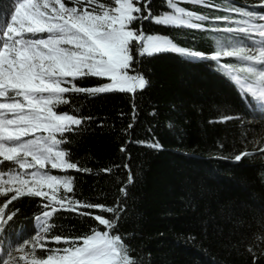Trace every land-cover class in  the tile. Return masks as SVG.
I'll return each mask as SVG.
<instances>
[{"label": "trees", "instance_id": "obj_1", "mask_svg": "<svg viewBox=\"0 0 264 264\" xmlns=\"http://www.w3.org/2000/svg\"><path fill=\"white\" fill-rule=\"evenodd\" d=\"M226 1L227 7L219 10L222 15L245 6L259 11L261 3ZM95 2L114 6V0ZM7 5L8 0H0V33L8 22L2 11ZM168 8L167 0H152L154 15ZM210 21L214 20L202 21L203 30L150 21H143V27L145 35L167 36L206 57L221 44L252 46L250 41L217 31L237 25ZM248 63L239 58L192 59L171 52L145 56L141 67L149 86L144 90L96 96L73 93L65 97L67 105L57 106L58 112L92 118L66 134L69 144L61 145L78 167L91 169V173H67L75 180V199L122 209L119 231L113 234L121 235L142 264H264V153L260 151L264 109L248 92L250 87L257 95L261 91L254 78L241 71ZM255 67L264 69L260 64ZM96 83L88 80L77 86ZM224 117L233 118L210 123ZM153 143L161 148L143 146ZM122 147L126 152L120 151ZM241 153L248 155L235 161ZM14 165L4 162L1 168ZM107 168L112 171H104ZM63 195L61 189L57 196ZM8 199L10 195H0V206ZM42 203L40 198L23 196L8 204L6 211H19L0 232L3 251L34 238L33 220L41 215ZM106 218L114 217L106 214ZM49 223L54 227L46 233V248L65 247L51 242L54 235L79 238L96 228L91 217L68 212L57 213ZM35 254L39 259L47 255L42 249Z\"/></svg>", "mask_w": 264, "mask_h": 264}, {"label": "snow or ice", "instance_id": "obj_2", "mask_svg": "<svg viewBox=\"0 0 264 264\" xmlns=\"http://www.w3.org/2000/svg\"><path fill=\"white\" fill-rule=\"evenodd\" d=\"M151 3L152 0H135V3L134 0H114V6H109L97 4L95 0H67V3L65 0H8V5L2 9L10 22L0 33V165L11 162L20 169L34 170L23 174L29 179L23 178L21 173L13 175L10 170L8 181L3 180L5 174L0 172V195H10L7 203L0 206V232L6 230L5 226L19 211H6L8 204L23 196L43 201L42 213L34 219L43 221L41 227L46 233L54 227L48 221L61 212L91 217L96 228L79 238L54 235L51 242L65 245L63 248H45L46 242L37 235L25 240L19 248L5 251L0 256V264H18L25 256L14 257V253L25 252L29 245L33 255L30 264H142L134 258L136 253L121 235L113 234L119 231L118 212L122 209L75 199V180L67 173L73 170L91 173V169L78 167L61 145L69 144L66 134L91 123L92 118L58 112L57 106L69 103L65 99L67 95L135 94L149 86L141 67L142 58L165 52L211 61L239 58L250 62L241 71L258 78L264 86V71L255 67L256 64L264 66V0L258 6L259 11L255 8L249 11L247 6L231 8L210 21L237 25L217 31L235 35L252 45L221 44L210 57L178 47L167 36L145 35L143 21L203 30L199 22L208 19L179 7L173 0H167L172 11L154 15ZM194 3L203 4L205 0H194ZM206 7L213 10L211 2ZM231 16L244 19L231 20ZM193 19L198 22L192 23ZM223 67L233 66L225 64ZM88 80L97 83L91 87L77 86ZM248 92L252 99L264 101V91L257 95V90L250 87ZM243 98L247 99V95ZM232 118L210 123H225ZM131 128L129 125V130ZM143 146L161 148L156 143ZM120 151L126 152V148ZM260 151L264 153V149ZM246 155L248 153H241L234 159L239 162ZM124 168L127 169L126 164ZM52 171L61 174H50ZM127 179L131 182V175ZM61 189L64 195L58 198ZM93 212L101 214L93 216ZM106 214L114 218H106ZM99 228L104 230H97ZM37 245L47 253L46 258H35Z\"/></svg>", "mask_w": 264, "mask_h": 264}, {"label": "rangeland", "instance_id": "obj_3", "mask_svg": "<svg viewBox=\"0 0 264 264\" xmlns=\"http://www.w3.org/2000/svg\"><path fill=\"white\" fill-rule=\"evenodd\" d=\"M65 2L67 3V0H65ZM183 2H187V3H190V4H183ZM211 2L212 5H213V10H209L207 7H206V4ZM134 3H135V0H134ZM173 3H176L179 7H183L185 8L187 11H192V12H195L197 15H201V16H206L209 20H215V18L217 16H221V12L219 10H223L227 7V1L226 0H205V3L203 4H196L194 3V0H173ZM69 6H72L69 4ZM169 8L166 9L165 12H170L172 11L171 9V6L168 5ZM8 22H10L9 18H8ZM7 22V23H8ZM255 22H259V21H255ZM4 24V27L6 26V24ZM199 23H201L202 25H204V23L202 21H200ZM3 27V29H4ZM149 35V34H147ZM151 35H157V34H151ZM172 43H174L176 46L178 47H184L180 44H176L174 41H172ZM247 67V66H244V68ZM258 70H261V71H264V69H260L258 68ZM255 82L257 84H259L260 88H261V91H264V86H262L260 83H259V79L258 78H254ZM249 88L248 86L245 85L244 89H247ZM260 104H263L264 105V101H259ZM2 159V158H0ZM14 164V163H13ZM11 170L12 174L15 175L16 173H21V175L23 176V178L25 179H29L30 177L29 176H24L23 174L25 172H30L34 169H20L18 167V165H14L12 169H3L1 168V165H0V172H3L5 175L3 176V180L4 181H8L9 180V171ZM50 174H53V175H59L61 174L60 172H57V171H52ZM43 223V221H35V229H36V235L34 237H36L37 235H39L41 237V239L43 241H47L44 233H43V228L41 227V224ZM47 247V245H45V248ZM19 248V247H18ZM30 248H31V245H29V248H26L25 249V252H15L14 253V257H19V256H25V259L24 260H19L18 261V264H30V261L31 259L33 258V255L30 253ZM37 249H41L39 247V245L36 246V250ZM1 252V251H0ZM2 254V252L0 253ZM3 255V254H2ZM35 255V258L39 259L36 254L34 253ZM5 259L7 257H4Z\"/></svg>", "mask_w": 264, "mask_h": 264}]
</instances>
